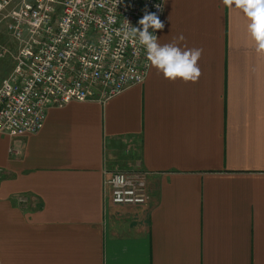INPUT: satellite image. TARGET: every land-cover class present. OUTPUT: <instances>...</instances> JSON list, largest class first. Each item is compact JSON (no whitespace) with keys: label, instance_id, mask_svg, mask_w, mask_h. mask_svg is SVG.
Returning <instances> with one entry per match:
<instances>
[{"label":"crops","instance_id":"crops-1","mask_svg":"<svg viewBox=\"0 0 264 264\" xmlns=\"http://www.w3.org/2000/svg\"><path fill=\"white\" fill-rule=\"evenodd\" d=\"M161 22L159 43L200 50L196 80L150 62L0 133V264H264V50L234 0H164ZM114 171L144 174L145 205L109 201Z\"/></svg>","mask_w":264,"mask_h":264},{"label":"built area","instance_id":"built-area-1","mask_svg":"<svg viewBox=\"0 0 264 264\" xmlns=\"http://www.w3.org/2000/svg\"><path fill=\"white\" fill-rule=\"evenodd\" d=\"M163 7L164 0H0L17 50L0 85V133L37 132L50 105L107 100L143 82L151 61L128 29L145 11L161 20ZM106 184L113 204L149 199L141 172H111Z\"/></svg>","mask_w":264,"mask_h":264},{"label":"clouds","instance_id":"clouds-1","mask_svg":"<svg viewBox=\"0 0 264 264\" xmlns=\"http://www.w3.org/2000/svg\"><path fill=\"white\" fill-rule=\"evenodd\" d=\"M234 3L250 18L249 29L252 37L258 50H264V0H234ZM158 10L162 9L158 7ZM138 24L139 27L130 26L128 32L132 38H138L155 68L167 78L180 77L186 81L197 79L200 50L185 51L175 44L159 43L155 34L157 30L163 29L164 24L156 12L145 11Z\"/></svg>","mask_w":264,"mask_h":264},{"label":"rangeland","instance_id":"rangeland-1","mask_svg":"<svg viewBox=\"0 0 264 264\" xmlns=\"http://www.w3.org/2000/svg\"><path fill=\"white\" fill-rule=\"evenodd\" d=\"M16 43L14 38L5 29L4 22L0 20V51L8 49L5 55L0 57V85L8 77L13 65L14 55L17 50L15 49ZM11 67V69H9Z\"/></svg>","mask_w":264,"mask_h":264}]
</instances>
